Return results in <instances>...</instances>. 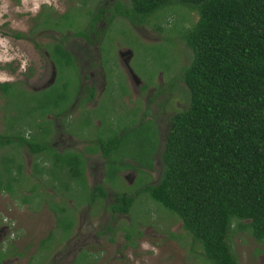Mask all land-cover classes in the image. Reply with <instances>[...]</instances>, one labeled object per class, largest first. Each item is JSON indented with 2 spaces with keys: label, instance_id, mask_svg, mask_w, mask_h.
Returning a JSON list of instances; mask_svg holds the SVG:
<instances>
[{
  "label": "rangeland",
  "instance_id": "rangeland-1",
  "mask_svg": "<svg viewBox=\"0 0 264 264\" xmlns=\"http://www.w3.org/2000/svg\"><path fill=\"white\" fill-rule=\"evenodd\" d=\"M121 1L128 4V0ZM111 2L112 0H0V76L7 77L0 82L12 81L15 84L6 95L3 96L0 92V132L20 130L24 135L30 136L31 128L36 129L37 110L42 107H55V103L59 102L57 100L60 93L64 94L67 100L76 90L79 83L77 69L60 62L54 63L56 71L53 82L38 89L49 76L51 69L45 55L44 43L59 38L64 39V45L75 55L82 82H89L83 78L84 74L98 70L100 73L103 69L105 86L99 102H110L113 105L111 109H104L105 114L109 109L106 115L92 110L101 120L100 127L93 125L95 116L90 110L64 115L62 120L72 127L76 124L73 128L86 136H95L99 130L101 135L112 131L111 133L119 136V140L126 139L123 145L126 160L137 157L138 146L134 135H139L141 139L143 130L148 127L150 129L152 123L143 120L144 122L131 129L133 123L139 122L135 116L139 104L129 106L123 101L117 103L120 97L116 99V96L121 95L124 84V66L121 62L117 65V61H120L118 50H130L129 67L145 82L153 77V72L154 85L164 86L174 78V74L178 75L177 88H173L171 93L166 90L160 99L165 102L164 112L160 114L163 121H166V116L174 109L186 106L188 93L181 73L192 52L180 33L196 20V10L184 3H173L148 14L142 21H131L116 15L108 23L105 17H108L110 12L105 7ZM81 4L83 5L78 10L77 6ZM96 4L104 7V11L95 22L94 30L88 29V36L92 41L90 42L73 31L77 25L79 26L76 28L86 26L87 16L84 9L95 8ZM67 10L69 14L75 13L74 27L55 28L51 22L52 16ZM45 17H48L49 21L44 19ZM64 25L67 23L62 24ZM20 32L21 37L14 36V33ZM99 61L102 69L98 65ZM95 76L98 75L95 73ZM95 81L97 82L96 79ZM129 81L131 82L130 79ZM129 81L127 86L131 88L134 84ZM139 102L143 107L144 103ZM155 108L151 103L150 112L159 113ZM38 118L47 128L45 119ZM25 123L31 128L23 125ZM35 135L36 139L43 137L40 133ZM12 147H0V154ZM16 148L15 154L18 153L23 163V175L13 185L12 193L0 191V227L3 230L0 250L4 252L2 264H68L69 259L73 257L71 248L79 243L84 249L80 255H86L85 250L94 255L95 259L86 264H208L203 260L198 244L192 241L191 236L183 229L179 218L145 192L136 196L127 215H116L118 217L114 221L108 218L109 212L104 210L103 205L113 199L117 189L109 190V195L100 201L101 204L96 200L98 204L90 207L82 205L89 201L87 195L82 197V194L80 199L74 200L77 211L73 220L72 203L65 204L69 209L67 214L60 217L62 220H72V223L69 230L61 231V226L56 225L55 214L47 199L59 198V194L53 190L58 187L66 192H73L71 185L78 180L70 177L75 181L71 182L65 178L64 172L57 170L49 175L46 173L44 178L41 175L36 178L31 164L38 154L31 153L24 145ZM146 159L145 154L142 160ZM46 165L48 168H54L56 164L50 159ZM160 169L161 162L159 164L158 160L149 173L150 178H154L150 183L158 180ZM146 178L147 175L139 171L131 183L128 184L124 178H117L113 184L127 194H134L139 187L146 184ZM46 179L54 180L51 186L55 188L46 186L45 184L50 182ZM44 180L46 182L42 185L40 181ZM84 186L83 184V189ZM56 203L54 207L59 211L62 205ZM57 215L59 216L58 213ZM2 217H6L3 223L8 224L7 226L1 222ZM107 225L112 228L109 229ZM231 226L227 241L237 264H264V239L254 238L248 227H239L236 221H232ZM49 232L51 234L48 239L41 243Z\"/></svg>",
  "mask_w": 264,
  "mask_h": 264
},
{
  "label": "trees",
  "instance_id": "trees-1",
  "mask_svg": "<svg viewBox=\"0 0 264 264\" xmlns=\"http://www.w3.org/2000/svg\"><path fill=\"white\" fill-rule=\"evenodd\" d=\"M173 3L187 4L197 12L192 25L180 33L192 52L181 73L188 100L170 116L158 181L139 190L179 218L205 262L237 264L227 241L232 221L248 227L254 238L264 239V0H128V4L117 0L105 19L109 23L121 15L142 21ZM68 12L51 15L55 28L74 27L75 13ZM84 14L86 26H75L73 33L89 37L88 29L94 30L102 12L87 10ZM49 52L53 63L73 66V56L61 42L54 41ZM13 85L12 81L0 82L1 94L6 95ZM65 97L60 93L54 106L59 107ZM48 130L43 126V137L37 139L20 130L0 132V147L13 146L0 154V191L12 193L22 177L23 163L15 151L23 145L56 164L48 168L33 160V172L52 174L68 164L70 169L62 172L84 184L81 158L51 148L45 138ZM100 147L108 155L111 149H119L120 141L113 137L101 140ZM108 175L114 177L112 169ZM115 198L110 208L128 211L134 196L122 193ZM61 215L55 217L56 225L67 231L72 220H62ZM3 255L0 250V264Z\"/></svg>",
  "mask_w": 264,
  "mask_h": 264
},
{
  "label": "flooded vegetation",
  "instance_id": "flooded-vegetation-1",
  "mask_svg": "<svg viewBox=\"0 0 264 264\" xmlns=\"http://www.w3.org/2000/svg\"><path fill=\"white\" fill-rule=\"evenodd\" d=\"M116 1L117 0H112L111 4L108 5L107 7H105L106 10L111 12L112 10L110 9V7H112V5L114 3H116ZM121 2H123V1H121ZM82 5L83 4L78 5L77 9L79 10V7H81ZM84 10L85 11H87V10H93V11L99 10V11L103 12L104 7H102V9H101L99 4H96L95 8H88V9H84ZM21 36H22V33L20 32V34L16 37L19 38ZM84 38L87 39L88 41L92 42L89 37H84ZM55 41L61 42L62 45L72 54L73 66L75 67V69H77L79 83H78V86L76 87V90L73 92L72 96L69 99L63 101L62 104L59 105V107L48 106L45 108V112L43 114L40 113L41 110L44 109L43 107L37 110V113H36L37 115L35 116L36 129L31 128L28 125L32 129L30 136L35 135V134H39V133H40V135H43L41 133V129L44 126V124L42 123L41 120H39L38 117L44 118L46 121V124L48 125V128H49L47 134L45 135V138L47 139L48 145L60 153H69V152L70 153H76L81 158V162H82L81 165H82V169H83V179H84V185H85L84 188L85 189H83V185L81 186L78 181H76V183L71 185L73 190H74L73 192H66L61 187L53 189L55 187L54 186L52 187L51 183L55 182V181L52 179H51V181L46 179L50 182L48 184H45V185L51 186V189H53L55 191V193L59 194L58 199H60V200L62 199V202H60V200H58L57 198L54 197V199H51V197H50V200L47 199V201H49L48 203L52 206V211H53V214H55L54 215L55 217L58 216L57 213L59 215L67 214L66 211L69 208L66 207L65 204H67L68 202L72 203L73 207L71 209L73 210V215H72V220H73V218L75 216V211H77L76 207H75L76 204L74 203V200L76 198L80 199V197H79L80 195L83 194L82 197H85V195H87V198L89 199V201L82 203V205H86V206L90 207L91 205L98 204L97 202H95L96 200L99 201V204H101L100 201L109 195V190L117 189L116 192H114L115 194L113 196V199L108 203H104V205H103L104 210L109 212L108 218H110L111 221H114V220H116V218L118 216H122L123 214H126L129 212V210L128 211H118V210H113L112 208H110V205L116 201L115 197L118 194L126 193L124 191L119 190L118 187L116 186V184H113L114 179L117 180V178H121V179L124 178L129 184L135 179V177H137L138 172L142 171L147 175L146 184H152L150 182L154 180V178H150L149 173H151L152 168L157 164L158 160H159V164L161 162V159H159V158H160V153L163 149L166 133H167V130L169 127V123H170L169 119H170V116L176 110V109H174L173 111H171L172 113H170V115L166 116L167 117L166 121H163L164 120L163 116L162 115L160 116V114H162L164 112L165 102H163V100H160V99L162 97V93H164L166 90L171 93L173 88H177L178 83L176 80V76H178V75L174 74V76H173L174 78L172 80H170L168 83H166L164 86H163V84L162 85H160V84L154 85L153 84L154 82L152 81L153 77H154V72H153V77L148 82H145L141 78H139L135 73H133L132 70L131 71L129 70L130 67H129L128 62H129V59L131 56L130 50L129 49L118 50L117 56H118V59L120 61L118 62L117 59H116V61H117V65L121 62V64L124 66V70H123L124 71V75H123L124 76V84L122 85L123 90H122V92H120L121 95L116 96V99H118L120 97L119 100L117 101V103H121V101H123V103L129 104V106H132V105L135 106V104H139V107L137 108L136 113H135V116H137L139 122L133 123L132 126H130L131 129L136 128L138 125H140V123L144 122L143 120H149V122L152 123V126L150 129L148 127L147 129L143 130V137L141 139H140L139 135H137V134L134 135L136 137L135 141H136V144L138 146L137 147V155H136L137 157H136V159L126 160L125 156L123 155L124 154L123 153V145L126 143L125 142L126 139L119 140V138H118L119 136L117 134L111 133L112 131H110V133H108L109 132L108 131L106 134L101 135L98 132L99 130L96 131L95 136L93 134H91V136H86L85 133L84 134L78 133L77 129L73 128L76 124L73 125V127H72V125H69V123L67 121L62 120V117L64 115L66 116L68 114L75 113V112L78 113L80 111L85 113V112H87V110L88 111L90 110L91 113L93 110V111H96L97 113L102 112L103 115H106L109 113V109L112 108L111 107L112 104L110 102H103V101L99 102L101 94H102V92L104 90V86H105L104 74L102 72L103 69L101 67L100 61L98 62L99 63L98 65H99L100 69H102V71L100 70L101 71L100 73H99V70L94 71V72L90 71L89 73L84 74L83 78L89 80L88 83H84V82H82L81 78L79 77V69L77 67L75 55L70 51V49H68L64 45V39L59 38L58 40H55ZM53 42L54 41L44 43L45 55L48 58L51 69H50L49 76L44 80V82L42 84L39 85L38 89H40V88L44 87L45 85L53 82V80L55 78L53 75L55 74L56 68H55V64L53 63V60L50 56V52H49V46H52ZM100 52H101V50H100ZM100 59H101V54H100ZM88 64L90 65L91 62L89 61ZM95 73L98 76H95ZM100 74H102L101 78H100ZM126 77H128V81H129V79L131 80V82L129 81L130 84L131 83L134 84V85H132L131 88H129L127 86L128 81L126 80ZM95 79L97 80V82L95 81ZM88 89L92 90L91 94H89ZM139 101H142V103H144L143 107L140 105ZM89 103H91L90 106H88ZM151 103L157 108V110H156V108L154 110H156L157 112L160 111L159 113L154 114L153 112H150L151 111L150 110V104ZM108 104H109V106H108ZM116 106H117V104H115V107ZM52 108H53V110H51ZM106 108H109V109H108L107 113L105 114L104 109H106ZM73 109H74V111H73ZM93 115L95 116L94 120H93V125L100 127L101 126L100 125L101 120H100L99 116L96 114H93ZM92 119H93V117H92ZM160 120H162V122ZM66 124H68V125H66ZM23 125H25V124H23ZM108 134H112V135L108 136ZM97 135H99V136H97ZM101 137H102V139H101ZM112 137L114 138V140L117 139L120 141V147H119V149H117V147L111 149L110 153L108 155H105L103 153L101 147H100V141L101 140H107V139L112 138ZM128 141H130V140H128ZM37 154H38V157H36L33 160L44 162L45 165L51 159L49 156L44 157V155H42L40 153H37ZM145 154L147 156V159L142 160V158L145 156ZM64 168L65 169L60 170L61 173H62V171L67 172L66 170L68 168L70 169V166L67 164ZM161 168H162V163H161ZM111 169L114 172V177H111L109 179L110 176L108 175V172H110ZM160 172H161V169L159 170V176H160ZM37 173L33 172L35 177L36 176L39 177V175H41V177L44 178L46 176V173L49 175L48 170L42 171V174H37ZM28 175L30 176V174H28ZM64 176L66 179L67 178L70 179V177H71V176L67 177L66 173ZM152 177H154V175H152ZM72 179L78 180L74 177H72ZM158 179H159V177H158ZM46 180L40 181L41 184L43 185L46 182ZM74 180H71V182L72 181L75 182ZM33 184H36V183H33ZM143 186H141V187H143ZM35 187H36V185H35ZM141 187H139V189ZM139 189L137 190V192H134V194H128V195L134 196L133 201H135L136 196H138L139 193L143 192V191H140ZM55 202H57L56 205H62L61 207H63V208L60 207L61 209H63L62 211L61 210L57 211V208L54 207ZM79 205H81V204H79ZM116 215H118V216H116ZM2 219H3V217L1 218V222H2ZM3 225L6 226V224H4V223H3ZM107 227L109 229L112 228L109 225H107ZM126 230H127V228H125V231ZM2 235H3V230L0 227V237ZM81 245L82 244L79 243L75 247L71 248V250L73 251V257L71 259H69L68 264H86L89 261H92L95 259L93 257L94 255L91 252H89L88 250H85L86 255H80V253L84 250L81 247ZM1 263H2V259H1Z\"/></svg>",
  "mask_w": 264,
  "mask_h": 264
},
{
  "label": "clouds",
  "instance_id": "clouds-1",
  "mask_svg": "<svg viewBox=\"0 0 264 264\" xmlns=\"http://www.w3.org/2000/svg\"><path fill=\"white\" fill-rule=\"evenodd\" d=\"M3 79H7V77L0 76V80H3Z\"/></svg>",
  "mask_w": 264,
  "mask_h": 264
},
{
  "label": "built area",
  "instance_id": "built-area-1",
  "mask_svg": "<svg viewBox=\"0 0 264 264\" xmlns=\"http://www.w3.org/2000/svg\"><path fill=\"white\" fill-rule=\"evenodd\" d=\"M4 220H6V217H3V219H2V222L4 221ZM6 224V223H5ZM8 224H6V226H7Z\"/></svg>",
  "mask_w": 264,
  "mask_h": 264
},
{
  "label": "water",
  "instance_id": "water-1",
  "mask_svg": "<svg viewBox=\"0 0 264 264\" xmlns=\"http://www.w3.org/2000/svg\"><path fill=\"white\" fill-rule=\"evenodd\" d=\"M129 70L131 71V69L129 68Z\"/></svg>",
  "mask_w": 264,
  "mask_h": 264
}]
</instances>
